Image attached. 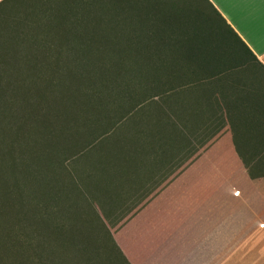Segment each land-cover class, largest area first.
Here are the masks:
<instances>
[{
    "label": "trees",
    "instance_id": "obj_1",
    "mask_svg": "<svg viewBox=\"0 0 264 264\" xmlns=\"http://www.w3.org/2000/svg\"><path fill=\"white\" fill-rule=\"evenodd\" d=\"M199 2L212 14L184 0L0 2V264H104L79 210L100 214L106 232V166L126 155L120 142L156 123L177 137L218 115L214 78L257 58ZM80 131L94 133L76 150ZM71 231L86 235L75 250Z\"/></svg>",
    "mask_w": 264,
    "mask_h": 264
},
{
    "label": "crops",
    "instance_id": "obj_2",
    "mask_svg": "<svg viewBox=\"0 0 264 264\" xmlns=\"http://www.w3.org/2000/svg\"><path fill=\"white\" fill-rule=\"evenodd\" d=\"M210 2L257 62L214 78L224 126L156 123L107 160L102 217L130 264H264V0Z\"/></svg>",
    "mask_w": 264,
    "mask_h": 264
},
{
    "label": "rangeland",
    "instance_id": "obj_3",
    "mask_svg": "<svg viewBox=\"0 0 264 264\" xmlns=\"http://www.w3.org/2000/svg\"><path fill=\"white\" fill-rule=\"evenodd\" d=\"M184 2L188 4L187 5L188 7L190 6L191 3H195V6L198 9H200L203 13H205V14L207 13V14H210V15L212 14L205 7V5L203 3H200L199 2V0H184ZM208 108H209V106L206 105V107H204V110H207ZM113 116L115 118H117V119L119 118V115L118 114L113 115ZM104 117L107 120V117L106 116H104ZM217 119H219V115H217ZM217 123H219L218 120H217ZM103 125L98 126V125H95L94 124L93 125V128L94 129L93 130H90V131H94V132L96 131V134H99V133L102 132L101 129H102ZM95 127H98V128L96 129ZM94 132L89 133V134H88V132H85V131L78 132V134L76 136V140H77L76 142H77L78 147L76 148V150H78L81 147L88 146V144L90 143L89 141L91 140L92 135H93ZM66 146H68L67 149L70 148V145L69 144H66V143L65 144L63 143V146H61V147L62 148H65ZM104 147H105L104 150H106V146H104ZM100 152L102 153V150ZM93 154H94V152H93ZM61 156H63V153H61ZM87 156H88V154L86 155V157ZM66 157H68V155L67 156H63L64 160H66ZM82 165L84 166L83 163H82ZM69 167H70V164H69ZM72 168H73L75 174H79L80 173L78 171L79 169H77V167H73L72 166ZM70 169H71V167H70ZM101 175H102V172H101ZM99 202H101V201H99ZM88 209H89V206L86 204L84 207H82V210L81 209L79 210V212H81V215L83 217H85L84 218L85 220H87L88 217L91 218L90 220L92 221V224L91 223H90V225L88 224V227L91 230L92 237L95 238V241L94 242L97 244V247L98 248L100 247L99 248L100 249V257L98 258L99 261L100 262H104V264H124L122 262V260H121V257H119L118 252H117V250L114 247V244H112V241L108 237L109 236L108 233H107L108 232L107 231V228H109L108 225H107L108 223L106 222L107 223L106 224V227L107 228H106V232H105L104 226H103L102 221H101L100 216H99L100 214H98L97 212H95L94 214L88 216ZM122 212H124V211H118V210L110 211V213L113 214V215H117L118 213H122ZM101 216H102V213H101ZM88 220H89V218H88ZM66 236H67L66 233H64L62 231L58 232L59 240H60V242H62L64 244H65V238H66ZM85 236H86L85 234H77L75 231H71L70 243L72 245V249L73 250L77 249L78 246L81 245V243H82V237H85Z\"/></svg>",
    "mask_w": 264,
    "mask_h": 264
}]
</instances>
